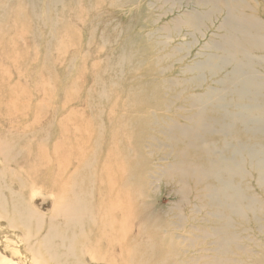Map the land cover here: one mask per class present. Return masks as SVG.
<instances>
[{
    "label": "rangeland",
    "instance_id": "obj_1",
    "mask_svg": "<svg viewBox=\"0 0 264 264\" xmlns=\"http://www.w3.org/2000/svg\"><path fill=\"white\" fill-rule=\"evenodd\" d=\"M0 264H264V0H0Z\"/></svg>",
    "mask_w": 264,
    "mask_h": 264
},
{
    "label": "bare ground",
    "instance_id": "obj_2",
    "mask_svg": "<svg viewBox=\"0 0 264 264\" xmlns=\"http://www.w3.org/2000/svg\"><path fill=\"white\" fill-rule=\"evenodd\" d=\"M231 64V63H230ZM259 72V71H258ZM258 82V81H257ZM253 84H254V82H253ZM253 84H251V86L253 87L254 85ZM227 86V85H226ZM237 86V85H236ZM238 89V88H237ZM247 91V90H246ZM241 92H244V89L241 91ZM248 93H249V90H248ZM250 99V98H249ZM236 105H239V104H237V103H235L233 106H232V111H230V113H229V115L231 116V114H234V117H235V119L236 118H238V114H240L239 113V110L240 109H242V107H241V105H239V106H236ZM259 105H261V104H259ZM228 116V115H227ZM258 121V120H257ZM223 131V130H222ZM222 131H221V133H222ZM248 132H251V134H253L252 132H255V134L257 133V134H259V132L257 131H254V130H252L251 129V131L249 130ZM223 135V134H222ZM241 148L240 149H237L236 150V156H238V159H240V157L242 156L241 155V151H242V153L243 152H246V154L247 155H249V153H251V152H253V150H254V147H251V148H246L245 147V144L243 145V146H240ZM247 150V151H246ZM249 152V153H248ZM243 155H245V154H243ZM260 159V158H259ZM251 163H252V161H251ZM254 163V162H253ZM238 164V163H237Z\"/></svg>",
    "mask_w": 264,
    "mask_h": 264
}]
</instances>
